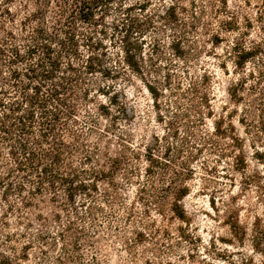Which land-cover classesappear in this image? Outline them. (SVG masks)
I'll return each instance as SVG.
<instances>
[{
  "label": "trees",
  "instance_id": "1",
  "mask_svg": "<svg viewBox=\"0 0 264 264\" xmlns=\"http://www.w3.org/2000/svg\"><path fill=\"white\" fill-rule=\"evenodd\" d=\"M27 1L31 0L21 3L25 8ZM32 1L45 4L23 15L18 22L16 17L12 18L10 8H4L13 28L0 25L4 31L0 36V201L5 207L0 223L7 226L11 216L21 228H26L33 221L29 215H33L39 226L47 227L52 218V225H63L54 232L58 237L36 228L32 238L51 248L60 244V252L50 264H82L84 247L90 245L84 222L90 214L105 215L103 203L93 198L101 183L108 186L103 188V202L113 211L115 206H125V198L119 192L124 182L134 185L136 198L146 209L156 206L157 212L163 214L169 199L168 209L181 220L186 215L180 201L189 193V188L183 185V163L181 169L172 168L174 175L166 180L165 174L153 170L150 154H144L149 164L143 169L139 166L143 154L131 143H125L127 139L120 137L118 149L112 150L108 133L115 118L110 114L111 107L99 97L107 95L114 104L108 89L114 90L119 84H98L93 80L98 74L109 80L122 79L123 75H139L144 80L148 70L144 65L142 36L132 41L128 33L130 24L122 17L137 7L144 9L145 3L137 0ZM242 1L244 5H253L255 16L242 14L240 21L236 12L228 10L226 0H219L218 13L224 18L218 19L214 31H208L209 42L224 51L221 67L230 60L237 69L239 77L227 87L228 95L235 103L245 102L248 111L256 109L264 126V0H253L252 4V0ZM175 7L167 8L168 21L177 17ZM112 10L120 18H111L114 21L111 20L112 32L108 39L104 25ZM253 20L259 23L258 38L251 37ZM80 23L90 28L101 27L88 33L82 31ZM94 31L102 37H94ZM223 31L234 36L224 38ZM177 51L181 52L179 48ZM144 85L155 102L157 90L147 81ZM190 89L196 96L190 99L189 105L199 116L201 145L218 157L231 158L232 169L243 170L246 164L243 140L236 134L234 125L231 122L224 125L226 116L218 115L212 120L211 129L207 128L205 117L215 115L210 94L206 90L198 94L196 84ZM180 95L183 97V93ZM175 105L179 113L174 112V116L183 117L181 103L178 101ZM106 115L112 122L100 128L98 124L101 125ZM46 208L54 209L51 218L43 214ZM62 215L66 224L62 222ZM22 219L27 220L22 223ZM229 225L242 229L236 218ZM253 229L257 248L264 243V227L258 217L253 221ZM12 235L5 233L1 244L9 240L16 242ZM48 237L53 241L49 242ZM30 243L33 241L22 245V255L15 253L13 245H5L10 247V255L0 247V264H21L19 261L27 256ZM39 249L44 250L42 246Z\"/></svg>",
  "mask_w": 264,
  "mask_h": 264
},
{
  "label": "rangeland",
  "instance_id": "2",
  "mask_svg": "<svg viewBox=\"0 0 264 264\" xmlns=\"http://www.w3.org/2000/svg\"><path fill=\"white\" fill-rule=\"evenodd\" d=\"M23 1L0 0L1 27L13 28L4 8H10L12 18L16 17L18 22L23 15L45 4L31 0L27 1L25 8L21 5ZM137 1L144 2L145 8L139 10L137 7L128 11V15L123 14L122 18L130 24L128 33L132 41L134 37L142 36L144 65L148 74L143 75L144 80L139 75H123L122 79L109 80L99 74L93 80L98 84H119L114 90L111 87L108 89V96L113 97L114 104L109 102L107 95L99 97L101 102L111 107L110 114L115 118L111 133H108L113 143L112 150L118 149L120 137L127 139L125 143H131L143 154L139 166L143 169L149 164L144 154H150L153 170L157 174H165L166 180L174 175L172 168L181 169L183 163V185L189 188V193L180 203L186 216L183 220L175 217L168 209L169 199L165 202L163 214L157 212L156 206L146 209V205L136 198L134 185H126L122 181L119 192L125 198V206H115L113 211L103 202V188L108 186L101 183L93 198L103 203L105 215L90 214L84 222L90 245L84 247L82 264H264V243L254 247L253 229L255 217L264 227V126L256 109L248 111L245 102L235 103L226 91L239 76L230 60H226V66H220L224 61V51L219 46L214 48L209 42L211 35L208 31H214L218 19L224 18L218 13L219 0ZM226 2L228 10L236 12L240 21L242 14L255 16L253 5H244L242 0ZM170 5L176 6L177 17L168 21L166 10ZM115 14L116 11L112 10L105 19L108 39L112 32L111 18H116ZM258 24L253 20L251 37L258 38ZM80 25L82 31L88 33L101 27ZM3 34L0 28V36ZM119 35L116 36L117 42ZM222 35L231 39L234 33L223 31ZM93 36L102 37L96 31ZM108 39L105 42L112 50ZM220 45L223 46L224 42ZM178 48L181 52L177 51ZM214 51L216 54H213ZM203 75L206 82H202ZM144 81L157 90L155 102ZM193 84H196L198 94L206 90L212 99L215 115L205 117L207 128L211 129V122L218 115H224V125L231 122L236 134L242 138V150L246 157L243 170L232 169L231 158L218 157L201 145L199 116L189 105L190 99L196 97L190 89ZM178 101L183 117L173 114L179 113L175 107ZM101 122V125L98 124L100 128L112 120L106 115ZM158 183L161 184L160 181ZM0 204L1 220L5 207L1 201ZM53 211L46 208L42 212L51 218ZM29 218L33 221L26 228H21L11 216L7 219V226L0 223V247L10 255L9 246L13 245L15 253L22 255V245L33 241L26 252L27 258L19 263L50 264L53 256L60 252V244L53 248L40 245L32 238V233L37 228L57 238L54 232L63 225H52L51 218L47 227L39 226L33 215ZM64 218L62 215V222L66 224ZM235 218L242 229H233L229 225V221ZM26 220L22 219V223ZM5 233L13 234L16 242L9 240L1 244ZM39 246H42L43 252Z\"/></svg>",
  "mask_w": 264,
  "mask_h": 264
}]
</instances>
